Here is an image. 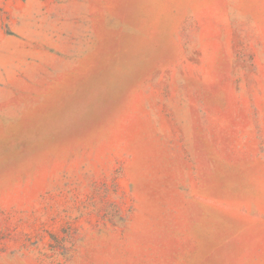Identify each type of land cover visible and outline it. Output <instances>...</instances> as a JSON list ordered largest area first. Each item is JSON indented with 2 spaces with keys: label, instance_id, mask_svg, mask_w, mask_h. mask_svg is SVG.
Wrapping results in <instances>:
<instances>
[{
  "label": "rangeland",
  "instance_id": "obj_1",
  "mask_svg": "<svg viewBox=\"0 0 264 264\" xmlns=\"http://www.w3.org/2000/svg\"><path fill=\"white\" fill-rule=\"evenodd\" d=\"M0 264H264V0H0Z\"/></svg>",
  "mask_w": 264,
  "mask_h": 264
}]
</instances>
